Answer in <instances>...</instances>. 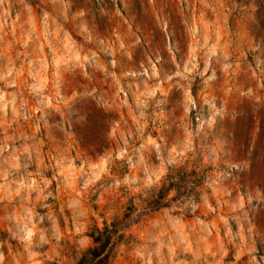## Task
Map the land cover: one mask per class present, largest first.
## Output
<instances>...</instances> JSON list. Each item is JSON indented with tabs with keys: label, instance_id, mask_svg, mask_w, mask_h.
I'll list each match as a JSON object with an SVG mask.
<instances>
[{
	"label": "rangeland",
	"instance_id": "obj_1",
	"mask_svg": "<svg viewBox=\"0 0 264 264\" xmlns=\"http://www.w3.org/2000/svg\"><path fill=\"white\" fill-rule=\"evenodd\" d=\"M107 225L108 264H264V0H0V264Z\"/></svg>",
	"mask_w": 264,
	"mask_h": 264
},
{
	"label": "trees",
	"instance_id": "obj_2",
	"mask_svg": "<svg viewBox=\"0 0 264 264\" xmlns=\"http://www.w3.org/2000/svg\"><path fill=\"white\" fill-rule=\"evenodd\" d=\"M200 182H190L184 180L173 182L170 185V189L166 190V193L174 191L176 196L172 199H177L178 195L184 192L188 195L190 192L195 190L199 186ZM165 192V191H164ZM167 197L159 193L156 196H149V201L151 202L153 210H159L168 206L166 203ZM111 226H106L103 230L97 229L95 233L92 234L94 240V246L90 248L85 256L80 260L78 264H108L110 259V245L113 240V235H116L115 231L112 230Z\"/></svg>",
	"mask_w": 264,
	"mask_h": 264
}]
</instances>
